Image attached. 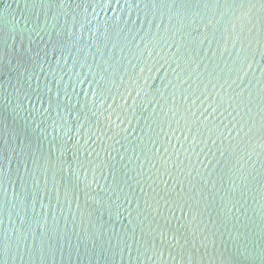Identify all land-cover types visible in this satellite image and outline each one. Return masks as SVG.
I'll list each match as a JSON object with an SVG mask.
<instances>
[{
  "label": "water",
  "instance_id": "water-1",
  "mask_svg": "<svg viewBox=\"0 0 264 264\" xmlns=\"http://www.w3.org/2000/svg\"><path fill=\"white\" fill-rule=\"evenodd\" d=\"M0 264H264V0H0Z\"/></svg>",
  "mask_w": 264,
  "mask_h": 264
}]
</instances>
